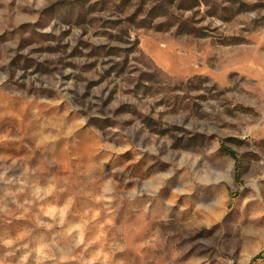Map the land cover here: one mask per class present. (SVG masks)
<instances>
[{"label":"rangeland","instance_id":"374dc122","mask_svg":"<svg viewBox=\"0 0 264 264\" xmlns=\"http://www.w3.org/2000/svg\"><path fill=\"white\" fill-rule=\"evenodd\" d=\"M0 264H264V0H0Z\"/></svg>","mask_w":264,"mask_h":264},{"label":"trees","instance_id":"16d2710c","mask_svg":"<svg viewBox=\"0 0 264 264\" xmlns=\"http://www.w3.org/2000/svg\"><path fill=\"white\" fill-rule=\"evenodd\" d=\"M228 153H230L233 157H235V154L232 152V151H230V150H227V149H225Z\"/></svg>","mask_w":264,"mask_h":264}]
</instances>
